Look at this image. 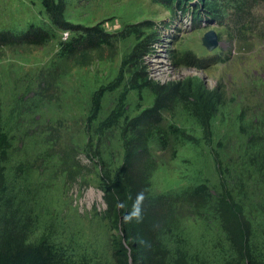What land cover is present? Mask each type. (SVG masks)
I'll return each mask as SVG.
<instances>
[{
    "label": "rangeland",
    "instance_id": "374dc122",
    "mask_svg": "<svg viewBox=\"0 0 264 264\" xmlns=\"http://www.w3.org/2000/svg\"><path fill=\"white\" fill-rule=\"evenodd\" d=\"M196 1L174 8L155 0H65V18L88 26L102 22L111 32L126 23L152 19L155 38L143 56L151 79L164 84L194 79L207 90L219 89L223 104L213 118L209 139L205 127L183 103L163 112L164 128L175 123L184 133L166 149L150 135L152 157L148 159L152 161L146 162H155L150 164V188L152 193L175 194L208 183L223 191L215 156L218 152L227 187L242 205L247 218L244 223L251 228V243L259 251L264 246V162H252V158L264 149V40L254 38L248 50L233 27L220 25L207 14L195 18L190 4ZM30 24L55 36L44 45L8 46L0 56V128L8 140L5 155L0 151L6 183L0 191V251L5 252L11 236L19 242L26 235L30 243L44 236L67 247L77 264H141L145 255L143 258L141 250L135 252L134 248L151 242L149 230L141 232L142 224L148 228L151 224L141 219L134 227L135 236L129 235L128 207L109 203L106 212L108 199L102 188L99 158L94 159L95 165L86 152L78 150L88 141L85 119L93 93L116 77L122 56L137 38L122 40L112 62L70 68L43 96L37 91L39 82L42 76L51 75L56 63H63L58 50L70 32L53 24L42 0H0V30L20 33ZM189 51L203 65L186 62ZM161 53L162 64L168 68L158 74L155 60ZM120 94V90L105 93L96 125L110 113ZM155 99L148 87L130 90L127 114L140 113ZM107 134L110 137L101 150L111 171L116 172L124 160V139L119 128ZM220 141L224 143L220 145ZM73 145L78 149L69 153L67 164L74 178L67 180L60 154ZM214 203L221 204L215 199L205 209L184 197L177 198L173 213L155 218L174 228V234H164L162 241L175 252L182 246L197 264H249L243 254L246 237L238 231L244 224L239 227L228 210L223 216L214 212ZM149 257L150 264L161 263L151 252Z\"/></svg>",
    "mask_w": 264,
    "mask_h": 264
},
{
    "label": "trees",
    "instance_id": "16d2710c",
    "mask_svg": "<svg viewBox=\"0 0 264 264\" xmlns=\"http://www.w3.org/2000/svg\"><path fill=\"white\" fill-rule=\"evenodd\" d=\"M42 1L53 24L60 30L70 32L67 38L61 40L58 50V55L63 63H56L51 75L49 77L47 75L42 76L39 82L37 91L43 96H45V91L56 83L57 78L62 73L69 71L70 68L92 66L101 61L112 62L119 53L118 45L122 40L131 36L137 38V42L131 50L122 56L116 77L93 93L88 116L85 119L86 129L84 131L88 136L86 145L79 147V149L73 145L69 150L65 148L60 154V161L65 166L61 170L67 173V180L74 178V173L67 164L70 152L77 149L80 152H86L83 154L88 156L95 165L97 163L94 159L99 158L101 181L104 185L102 188L105 200L108 199L106 212L109 210V203L110 205L120 203L122 206H127L131 228H127L129 235L135 236L134 227L141 222V219L151 224V228L144 227V224L141 227V232L149 230L151 242H148L147 245L139 244L134 248L135 252L138 249L141 250L143 258L145 255L146 260L143 259L141 264H150L148 262L150 260L149 252L152 253L153 258H160V264H197L196 260L190 256L189 251H186L182 246H179L175 252L167 243L162 241L164 234H174V228L155 220V218L165 217L168 211L173 213L174 203L179 197H184L189 202H193L195 207L204 206L205 209L210 208V203L213 200L219 201L221 204L214 203L218 207H215L214 212L219 211L223 216L224 211L228 210L234 216L239 227L241 222L244 224V227L238 231H241L246 237L243 254L248 257L249 264H264V246L257 251L255 245L251 243L250 225L244 223V218L245 221L247 218L242 205L235 200L232 189L227 187L223 174V160L218 152H215V156L221 173L224 192L214 190L208 183H201L183 193L175 194L152 193L150 188L149 178L151 170H153L150 164H155V162H146L150 160L148 158L152 157L149 145L150 135L156 136L161 143V148L166 149L169 143L174 146L176 139L184 133L182 128L175 123L165 129L162 125L163 112L172 110L179 103H183L190 114L195 116L200 124L205 127L206 138L209 139L212 136L213 118L223 104L219 89L207 90L200 81L194 79L162 84L149 78L143 64V56L155 38L156 30L152 19L126 23L121 29L111 32L105 28L102 22L88 26L67 20L65 18V0ZM155 1L165 2L175 8L182 5L187 7L192 0ZM190 5L195 18H201L207 14L216 19L220 25L233 27L240 40L244 39L248 45V47L246 46L248 50L252 48L251 40L254 38L264 40V0H198ZM249 33L254 35L252 39H249ZM54 36L53 32L35 24H30L25 31L20 33L9 29L0 30V56L8 46L19 44L44 45ZM185 60L189 63H203H200L201 59L194 56L192 51L186 53ZM262 80L264 81V79ZM146 87L150 88L156 96L154 104L130 117L127 114L126 103L129 91L133 89L142 91ZM116 90L121 91L118 102H114L110 113L96 125L94 121L99 116L105 93ZM258 121L259 118H257ZM115 128L120 129L124 139V160L120 169L112 172L101 149L106 137H110V134L107 133ZM171 135L173 138L169 139ZM254 136L253 133L251 138ZM94 137L98 139L95 140ZM6 138V134L0 128V151L4 155L6 153L4 148L8 147L6 146L8 144ZM55 140L53 139V141ZM223 143L220 141L219 144L222 145ZM174 151H176L175 147ZM259 159L264 162V149L259 150L258 154L253 156L252 162H257ZM84 164L89 165L90 163ZM4 168L5 165L0 162V191H3L6 186L3 179L5 177ZM236 203L240 205V208L236 206ZM1 205L0 203V207ZM26 239L27 237L24 235L18 242L13 240L11 236L5 252L0 251V264H77L75 256L65 246H58L44 236L38 242L33 243ZM78 264L91 263L82 261Z\"/></svg>",
    "mask_w": 264,
    "mask_h": 264
},
{
    "label": "built area",
    "instance_id": "2783aa9c",
    "mask_svg": "<svg viewBox=\"0 0 264 264\" xmlns=\"http://www.w3.org/2000/svg\"><path fill=\"white\" fill-rule=\"evenodd\" d=\"M203 17V16H202ZM205 20V19H204ZM205 22V21H204ZM159 38H157V40H158ZM160 50H162V49H160ZM145 55H146V53L144 54V58H145ZM161 56H159V58H157L155 61H156V72L159 74H161V73H163L164 72V70L166 69V68H168L167 67V64H165V66L162 64L163 63V60H162V58H160V57H162L163 56V54L161 53L160 54ZM143 62H144V64H145V61H144V59H143ZM166 63H168L167 62V60H166ZM149 76V78H151L150 77V75H148ZM160 83V82H159ZM162 84H164V83H162Z\"/></svg>",
    "mask_w": 264,
    "mask_h": 264
},
{
    "label": "water",
    "instance_id": "95a60500",
    "mask_svg": "<svg viewBox=\"0 0 264 264\" xmlns=\"http://www.w3.org/2000/svg\"><path fill=\"white\" fill-rule=\"evenodd\" d=\"M215 33H213V35H214Z\"/></svg>",
    "mask_w": 264,
    "mask_h": 264
}]
</instances>
